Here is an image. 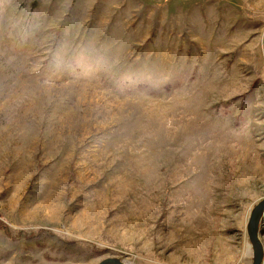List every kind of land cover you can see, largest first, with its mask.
<instances>
[{"label":"rangeland","instance_id":"1","mask_svg":"<svg viewBox=\"0 0 264 264\" xmlns=\"http://www.w3.org/2000/svg\"><path fill=\"white\" fill-rule=\"evenodd\" d=\"M263 199L264 0H0V264H252Z\"/></svg>","mask_w":264,"mask_h":264},{"label":"water","instance_id":"2","mask_svg":"<svg viewBox=\"0 0 264 264\" xmlns=\"http://www.w3.org/2000/svg\"><path fill=\"white\" fill-rule=\"evenodd\" d=\"M263 213H264V199L254 207L247 224V234L252 251V264H263V260H264V248L261 242V236L263 235V232L260 230V221ZM99 264H130V263L116 257H110L101 261Z\"/></svg>","mask_w":264,"mask_h":264},{"label":"bare ground","instance_id":"3","mask_svg":"<svg viewBox=\"0 0 264 264\" xmlns=\"http://www.w3.org/2000/svg\"><path fill=\"white\" fill-rule=\"evenodd\" d=\"M249 249H250V247H249Z\"/></svg>","mask_w":264,"mask_h":264}]
</instances>
